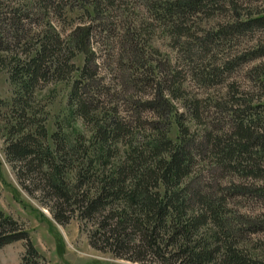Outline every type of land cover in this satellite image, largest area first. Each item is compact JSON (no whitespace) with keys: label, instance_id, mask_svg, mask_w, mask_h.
Returning <instances> with one entry per match:
<instances>
[{"label":"rangeland","instance_id":"obj_1","mask_svg":"<svg viewBox=\"0 0 264 264\" xmlns=\"http://www.w3.org/2000/svg\"><path fill=\"white\" fill-rule=\"evenodd\" d=\"M175 1L0 0V237L13 236L0 241V264H182L187 245L172 231L190 223L188 248H215L207 264H232L230 253L264 263V18L254 19L264 0H204L167 16ZM83 25L86 47L74 40ZM49 36L62 66L24 86L12 74ZM76 80L85 115L71 97ZM160 90L170 107L148 108ZM113 122L119 135L101 142ZM176 134L190 149L177 188L144 175L160 158L151 142ZM239 142L248 143L243 152ZM230 148L229 160L222 150ZM132 150L141 161L126 185L144 175L157 205L186 190L181 220L171 212L158 223L126 197L82 212L137 159ZM146 217L157 226L153 246L142 237Z\"/></svg>","mask_w":264,"mask_h":264},{"label":"trees","instance_id":"obj_2","mask_svg":"<svg viewBox=\"0 0 264 264\" xmlns=\"http://www.w3.org/2000/svg\"><path fill=\"white\" fill-rule=\"evenodd\" d=\"M204 0H177L175 2L170 3L168 6H165V11L167 12V16L175 14L180 16V14H183L186 11H194L198 9L202 4ZM13 20L12 22L18 27H20L22 24H20L21 17L20 16H12ZM264 16H259L257 18H254L255 20H260L263 19ZM77 32H79L74 40L77 42L79 45L83 44V46H87L89 42V26L83 25V26H78ZM2 42H0L1 44ZM54 44V42L51 40V37H47L46 40L38 46V48L35 50L34 53H32L30 56H28L23 62L20 63L21 65V70L14 72L12 75L13 77L18 73L19 77L23 80H25V83L23 84L24 86H29L31 82L35 79L38 78L39 75L45 73L48 71V69L51 66L53 67V71L58 70L61 68V60L60 57L56 54V57H53L51 54V46ZM1 48V46H0ZM52 57V59H50ZM47 64V65H46ZM78 76H82V69H77L75 71ZM80 80V79H79ZM78 80L73 82L72 88H71V97L73 98V101H76V105L78 103V110L82 113V115H85V105L84 103L79 100L80 96H77L78 90L80 87L77 85ZM80 101V102H79ZM171 103L169 99L165 96L162 90L156 93L154 97L149 98L146 101V106L150 109L157 108V107H165L169 106L170 107ZM76 109V108H75ZM84 110V112H83ZM179 125L181 126V123L178 121V133L179 131ZM186 127V126H185ZM184 127V128H185ZM187 129V128H185ZM121 131V128L117 122H113L111 127L109 128V131L107 134L106 132H102L100 136L101 142L104 140L106 141L107 136L112 137L114 135H119ZM165 134V133H164ZM154 135V134H153ZM167 136L164 135V141L162 137L155 138L154 141H152L150 144L151 146V151L153 153H156V155H159L160 158L158 160V166L157 169L153 170L152 168L146 169L148 170V173L146 176L150 178L154 177L156 178L157 176L160 177V181L163 183H166V185L171 186V187H176L177 182L181 176H183L186 173L187 169V161L188 158L190 157L189 151L190 149L187 148L188 144V138H185V136L176 134L175 137L172 136ZM246 138H249L247 136ZM163 141V142H162ZM170 144L172 145L171 147H168L169 150L167 151V148H165V153L159 152L162 148V145ZM248 143L247 142H239V145L237 147L238 152H243L244 146L246 147ZM259 152L264 155V144L262 143L261 146L259 147ZM235 150L236 149H228V150H222L224 153L225 157H227L229 160L231 158H234L235 156ZM133 153H135L134 150H132ZM136 154V153H135ZM237 154V153H236ZM141 154L138 153L136 155L137 159H134L133 162H129V164H123L120 165L117 168V174L115 176H111L107 180L106 183L102 184L101 187L97 190V195L90 199L87 198L86 204L83 207L82 212L86 213L87 215H90L93 211L98 209L99 205H105L109 201V199L113 198H121V197H126V199H129V201H132L135 203V205H138L139 207H145V210H148L151 212V217H157L158 223H161L164 221V218L167 216L171 215V212L174 213L173 219H179L181 220L182 212L183 210V205L187 203V198H185V193L186 190H175L173 192L174 197H170L168 200H165L161 205L155 204L156 201V194H149L148 190V182L149 179H146L144 181V175L143 177H138L136 178V181L134 184L131 186V184L126 185L125 180L127 179V175L130 174L129 171L134 170L135 166V160L136 163L141 161ZM237 157V156H236ZM158 170L157 174L156 171ZM136 177V174L134 175ZM53 187H55L56 194L58 197H63L62 195L64 194L62 187L58 183L57 179L53 180ZM177 188V187H176ZM182 191V192H181ZM87 192L82 193V195H86ZM166 195V193H165ZM200 197V196H199ZM67 198V197H66ZM201 201L204 202L205 207L208 208V210L212 213V215L215 214V207H212L211 202L208 200L207 196H202L200 197ZM172 207V208H170ZM170 210V211H169ZM149 212V213H150ZM206 214V213H205ZM118 215H121V212H118ZM204 216V214H203ZM201 217V216H200ZM213 217V216H212ZM57 218V217H56ZM150 218L146 217L144 218V232L143 236L144 237V243H146L148 246H153L155 243L156 238L154 235H152L153 229H155L157 226H151V229L149 228L148 224L150 223ZM205 218V217H204ZM163 219V220H162ZM59 220V217H58ZM200 220V219H199ZM202 220V219H201ZM121 221H118L120 223ZM142 227V226H140ZM175 230L172 231L173 235H178L180 234L181 236V241H185L184 244L187 245L183 248V244L180 245L182 246L183 250L180 252V257L181 260L183 261L182 264H207L209 261H211V255L213 253V249L215 248H206L202 247L200 249H195L194 246H190L188 248V245L190 244L192 234H195V228L196 223H190L188 225L186 224H180L177 226ZM114 228V227H113ZM112 228V230H113ZM142 230V229H141ZM13 238V236L10 235H4L0 237V241L5 239ZM4 241V240H3ZM224 245H226L224 243ZM32 247V245H30ZM226 247V246H225ZM229 247V246H228ZM184 255V256H183ZM228 260L232 262V264H256L257 261L255 260H246V259H240L238 254H233L230 253L228 256ZM27 263V258H24V262L22 264ZM221 264H225L222 262ZM227 264V263H226ZM264 264V263H260Z\"/></svg>","mask_w":264,"mask_h":264}]
</instances>
